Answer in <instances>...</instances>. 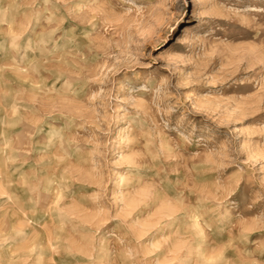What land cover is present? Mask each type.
<instances>
[{
  "label": "rangeland",
  "instance_id": "rangeland-1",
  "mask_svg": "<svg viewBox=\"0 0 264 264\" xmlns=\"http://www.w3.org/2000/svg\"><path fill=\"white\" fill-rule=\"evenodd\" d=\"M193 3L0 0V264H264V0Z\"/></svg>",
  "mask_w": 264,
  "mask_h": 264
},
{
  "label": "snow or ice",
  "instance_id": "snow-or-ice-1",
  "mask_svg": "<svg viewBox=\"0 0 264 264\" xmlns=\"http://www.w3.org/2000/svg\"><path fill=\"white\" fill-rule=\"evenodd\" d=\"M185 6H186V11L188 13H193L197 9V5L193 3V0H184ZM69 11H71L73 5L69 4L68 6Z\"/></svg>",
  "mask_w": 264,
  "mask_h": 264
}]
</instances>
